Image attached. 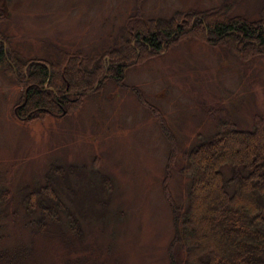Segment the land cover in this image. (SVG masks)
Masks as SVG:
<instances>
[{"label":"rangeland","instance_id":"rangeland-1","mask_svg":"<svg viewBox=\"0 0 264 264\" xmlns=\"http://www.w3.org/2000/svg\"><path fill=\"white\" fill-rule=\"evenodd\" d=\"M135 1L0 0V33L22 61L104 53ZM228 1L144 0L141 15L168 21ZM230 3L231 15L256 20L264 0ZM22 91L0 68V253L8 255L0 264H168L170 200L183 206L187 197L185 152L214 134L218 119L245 130L264 117V56L243 60L184 36L127 67L124 87L104 82L63 118L19 121ZM48 176L72 193L60 182L62 200L81 215V237L69 234L64 213L42 231L32 226L40 211L28 215L22 199Z\"/></svg>","mask_w":264,"mask_h":264},{"label":"trees","instance_id":"trees-1","mask_svg":"<svg viewBox=\"0 0 264 264\" xmlns=\"http://www.w3.org/2000/svg\"><path fill=\"white\" fill-rule=\"evenodd\" d=\"M143 1H135V14L126 19L118 43L104 53L62 51L55 60L22 61L0 33V68L23 89L14 116L21 122L63 118L104 82L124 87L127 67L184 36L206 40L243 60L264 56V4L256 20L231 15L229 0L213 10L188 11L164 21L145 19ZM184 158L187 197L183 206L170 200L174 233L168 264H264V117L255 116L245 130L228 119L216 120V132L186 151ZM60 187L72 194L64 179L48 176L38 191L22 199L28 215L40 211L34 225L33 220L29 223L42 231L46 220L57 222L64 213L69 234L81 237V215L70 211ZM0 196L5 198V193ZM2 260L8 261L7 253H0Z\"/></svg>","mask_w":264,"mask_h":264},{"label":"flooded vegetation","instance_id":"flooded-vegetation-1","mask_svg":"<svg viewBox=\"0 0 264 264\" xmlns=\"http://www.w3.org/2000/svg\"><path fill=\"white\" fill-rule=\"evenodd\" d=\"M0 42H2L1 40H0ZM26 70V69H25Z\"/></svg>","mask_w":264,"mask_h":264}]
</instances>
